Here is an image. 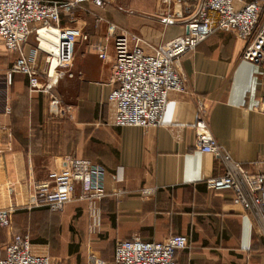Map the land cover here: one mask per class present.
Masks as SVG:
<instances>
[{"label":"crops","instance_id":"crops-1","mask_svg":"<svg viewBox=\"0 0 264 264\" xmlns=\"http://www.w3.org/2000/svg\"><path fill=\"white\" fill-rule=\"evenodd\" d=\"M114 4L107 5L114 7L111 12L106 5L86 4L64 24L74 26L79 12L81 21L75 26L89 36L78 41L73 63L56 85L67 107L49 111L44 94L32 92L28 77L20 73L13 76L8 113L0 103V121L13 133L12 146L0 156V208L15 210L12 229H0V249L15 234L29 232L34 251L50 256L52 264H90L92 258L95 264H113L120 240L162 242L185 235L189 247L177 254L178 264H264V235L254 218L233 203L232 191L207 187L209 180L228 174L229 166L202 153L195 135L202 104L219 145L241 168L257 173L264 159L263 67L242 58L244 40L217 32L181 59L186 90L170 94L161 127H117L109 101L116 62L110 24L129 23L145 38L164 28L161 42H169L187 34V28L166 24L163 15L185 20L191 12L165 0H121L122 8ZM34 36L25 46L27 55L39 44ZM103 52L106 59L100 57ZM8 54L10 69L19 55ZM39 55L40 68L46 70L45 55ZM74 159L105 168L103 200L91 204L74 199L59 213L37 207L34 184L53 171H67ZM145 189L155 193L145 197ZM47 213L66 223L67 231H78L59 252L50 251V243L32 227L45 223Z\"/></svg>","mask_w":264,"mask_h":264},{"label":"built area","instance_id":"built-area-1","mask_svg":"<svg viewBox=\"0 0 264 264\" xmlns=\"http://www.w3.org/2000/svg\"><path fill=\"white\" fill-rule=\"evenodd\" d=\"M107 1L110 0H0V44L8 53L19 55L7 75L0 76V103L5 113L14 74L27 76L32 92L48 91L72 65L78 41L88 40L89 36L79 27L65 26L64 19L86 4L105 5ZM165 3L180 4L191 12L184 23L187 34L154 44L126 31L118 32L114 24L109 26L116 59L115 87L109 101L115 106L113 124L117 127H161L170 94L186 90L181 59L217 32H230L244 40L242 58L264 69V0H165ZM211 12L217 14V20L211 17ZM165 23L172 24L173 18L168 17ZM41 31L55 36L51 48L42 47L48 39ZM33 34L38 35L39 44L27 55L25 46ZM40 53L45 55L46 70L40 68ZM100 57L106 59V53ZM44 79L48 80L45 88L41 83ZM260 111L264 116V72ZM206 115L201 104L195 126L196 147L229 166L228 174L209 180L207 187L213 191H232L233 203L254 218L264 235V159L257 173L241 168L211 133ZM12 142V130L0 121V156ZM105 175L102 165L74 159L67 171H53L34 184L36 206L59 213L75 198L96 204L106 195ZM142 193L148 197L155 189ZM13 212L14 208H0V229L11 227ZM188 247L189 238L185 235L170 236L162 242L132 237L116 243L113 264H178L177 254ZM0 264H52V259L34 251L29 234H15L6 249H0ZM90 264H95L92 259Z\"/></svg>","mask_w":264,"mask_h":264},{"label":"rangeland","instance_id":"rangeland-1","mask_svg":"<svg viewBox=\"0 0 264 264\" xmlns=\"http://www.w3.org/2000/svg\"><path fill=\"white\" fill-rule=\"evenodd\" d=\"M112 2L113 3L116 2V4H114V5L120 6V8H122L121 0H111L110 3H112ZM118 2H120V3H118ZM110 3L105 4L106 5L105 7L108 9L109 12H111L110 9L114 11V9H113L114 7L109 6L110 7L109 8L107 6ZM82 8H79L78 10L82 11ZM79 14L80 13L78 12L73 17V20L75 18V20L72 23V25H74V27L79 26L78 23H79V21H81V20H78V15ZM120 15H122V14L120 13ZM163 16H164V18L166 17V19L168 17H172L173 18V24H181V23L184 24L185 23V20H182L183 18L180 19L179 17H175L174 15H172V16L168 15L167 16L166 14H164ZM166 19H165V21H166ZM159 20L160 21L164 20L162 18V15H160ZM180 20H182V21H180ZM70 23H71V16H68V17H66L64 19V24H70ZM114 25H116L117 28L119 29L118 32L126 30L129 34H131V35H136L137 34L136 36H138V33H136L135 28L130 27L129 23H128L127 27L119 26L117 24H114ZM120 28L123 29V30H121ZM162 28H163V25H162ZM163 30H164V28H163ZM163 30H159V33H155L154 32V35L151 38H145V37L141 36V34H140L139 37L144 38V39H146V40H148V41H150V42H152L154 44H158V43H161V39H162L161 34L163 33ZM34 35L35 34H33V36L30 38V40L35 41V36ZM159 36H160V38H159ZM8 56H9L8 52H6L4 46H2L0 44V76L1 77L3 75L6 76L8 71H9V68H6L8 63H9ZM41 83H42L43 88H45L47 83H48V80L44 79V81H42ZM55 89H56V86L54 85V87L52 89L48 90V91H45L44 89L39 91V93H41V95L44 94V96L46 97V100H47V102H46L47 104L46 105H47V109L49 111H52V110H59L60 111L61 109L67 107V105H68V104H66V101L64 102L56 94ZM76 195L78 196V193ZM75 199H77V198H75ZM77 200H79V199H77ZM5 209H7V208H5ZM14 212H15V210H14ZM14 212L12 214V220H13ZM46 215H47V217H46L47 220L45 221V223H36L32 227H33L35 233L42 239L43 242L50 243V247H51L50 251L59 252L62 247H65V245L69 241L70 237L72 239H75V236L78 235V231H77V229L75 227L73 228V230H68L67 231V229L65 227L66 223L61 222L60 220H58L57 218L52 216V214H50V213H47ZM75 221H77V220H75ZM12 227H13V221H12V225H11L10 228L1 229V232L9 231V229H12ZM28 234H29V232H28ZM79 239H80V241H82L84 239L83 235L80 234ZM91 257H95L93 253L91 254ZM92 260H93L94 263H96L93 258H92Z\"/></svg>","mask_w":264,"mask_h":264},{"label":"bare ground","instance_id":"bare-ground-1","mask_svg":"<svg viewBox=\"0 0 264 264\" xmlns=\"http://www.w3.org/2000/svg\"><path fill=\"white\" fill-rule=\"evenodd\" d=\"M43 34V35H42ZM41 35L44 36V38L48 39V42H43L42 47L49 49L52 47V42L55 41V36L48 35L45 31H41Z\"/></svg>","mask_w":264,"mask_h":264}]
</instances>
